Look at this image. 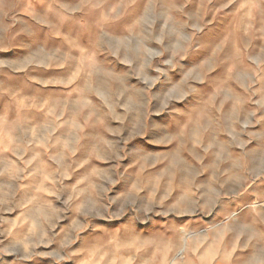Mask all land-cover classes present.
Returning <instances> with one entry per match:
<instances>
[{
	"label": "rangeland",
	"instance_id": "374dc122",
	"mask_svg": "<svg viewBox=\"0 0 264 264\" xmlns=\"http://www.w3.org/2000/svg\"><path fill=\"white\" fill-rule=\"evenodd\" d=\"M0 264H264V0H0Z\"/></svg>",
	"mask_w": 264,
	"mask_h": 264
}]
</instances>
